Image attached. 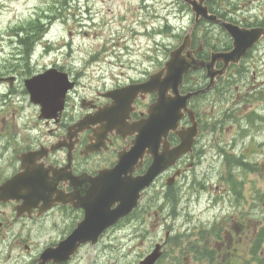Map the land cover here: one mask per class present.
Returning <instances> with one entry per match:
<instances>
[{"label":"flooded vegetation","instance_id":"obj_1","mask_svg":"<svg viewBox=\"0 0 264 264\" xmlns=\"http://www.w3.org/2000/svg\"><path fill=\"white\" fill-rule=\"evenodd\" d=\"M69 2L73 3L74 0ZM174 3L180 7L181 12L188 11L192 15L187 4L178 1ZM89 6L85 8V12L94 16L93 7ZM256 6H264V0H204L202 7L206 8L208 15L214 16L224 24L238 28L239 31L256 30L257 34L259 30H262L263 34L238 61V64L229 65L225 76L218 78L211 90L188 101L187 110L181 111V120L177 129L190 128L192 125L190 118L196 122L197 134L192 150L181 157L174 167L162 172L157 181L165 177L168 181L176 183L177 180L186 178L188 170L186 166L189 164L192 167L197 162L199 147L205 144L202 140L209 136L207 138L209 143L212 138L217 143L221 139L220 132L224 131L228 120H234L232 114L240 106L236 103L234 108L226 109L229 105V97L227 88H222L223 82L233 76L236 70L247 71L264 65V8L259 9L260 14H254L252 9ZM143 7L147 14V7L144 4ZM137 15L138 12L133 11L128 4L121 3L120 27L126 34L130 32L129 39L132 41L128 44L129 40L124 39L125 36H117L116 40L120 42L117 46L115 45L118 54L117 66L132 71L131 75L119 73L120 78L98 79L96 81L102 87L91 88L90 82H88L89 86L81 82L85 77L84 72L71 71L72 69L66 65L54 64L47 69L44 67L43 70L55 69L58 73L52 82L49 80L51 87L43 92L37 89L40 94L38 104L32 102L26 85L31 76L20 78L0 76V87L6 86V93L0 91V106H5L0 110L2 114L0 264H39L46 250L55 249L69 238L85 219V204L89 206L91 192L98 194L102 186L112 184L102 183L99 173L112 170L118 164L120 156L129 153L134 146L136 134L131 133L132 125L148 116L150 106L157 99L156 92L138 88L148 81L149 74L154 71H139L138 68H144L143 62L132 59V55L134 56L132 48L136 47V50L138 46L135 40L142 34L135 29L138 25ZM191 21L188 29L189 44L183 55L189 54L198 62L211 63L213 55L228 53L233 49V38L219 23L204 19L195 21L194 17H191ZM92 22L91 19L90 23ZM146 36L148 37L147 33ZM151 37L153 38V34ZM138 54L136 52L135 55ZM146 59L153 61L152 57H146ZM223 67V61H216L213 65L214 70H220ZM40 73L42 72L31 75ZM208 81L206 70L201 67L184 76L179 91L182 95L195 92L205 88ZM17 82L18 87L15 86ZM122 89L130 92L131 96L114 112L118 116L125 117L121 125L108 127L105 122L102 125L90 123L79 125L85 118L94 117L99 112L113 108L114 102L110 98V93ZM11 97H21V102L19 100L22 108L21 130L16 128V131H13L11 126V120L16 117L15 111H12L13 108L9 110L12 104ZM237 101L241 102L239 96ZM225 105L226 108H224ZM29 109L31 111L28 114L26 111ZM165 138L166 145L160 146L159 153H162L165 148L170 150L180 143L175 131L168 132ZM150 154L148 150H143L124 176L131 178L144 176L152 164ZM17 177L20 179L13 181ZM30 178L37 181L29 182ZM92 180L94 183H91ZM93 186L95 188L91 189ZM37 187L40 190H36ZM165 189L169 188H164L163 191ZM170 192L166 190L164 193V209H167L168 213ZM115 206L116 204L114 208ZM125 223V220H119L101 232L95 242L88 239L79 244L76 252L67 261L59 263L48 261L45 264H91L86 263L89 259L83 263L84 249H88L89 253L91 249L106 241L111 242L120 238L118 233ZM170 232L167 230L164 234L165 239L159 240L162 251L155 264H190L187 254L183 255L181 250L178 252L170 242L172 240L176 245L174 241H180L181 238L173 234L174 238H169ZM214 241L217 243L215 248L208 241L202 240L200 243L196 241L195 246L199 248L200 257L206 254V250L215 254L223 252L224 244L219 239ZM156 244L158 242L154 246ZM197 258L199 259L198 255Z\"/></svg>","mask_w":264,"mask_h":264},{"label":"rangeland","instance_id":"obj_2","mask_svg":"<svg viewBox=\"0 0 264 264\" xmlns=\"http://www.w3.org/2000/svg\"><path fill=\"white\" fill-rule=\"evenodd\" d=\"M55 1L57 0H0V76L27 77L43 72L44 67L47 69L54 64L66 65L71 71H84L82 84L89 86L90 82V87L95 88L102 87L96 81L98 79L120 78L121 72L133 74L132 71L117 66L116 46L120 43L116 40L117 36H125L124 39L129 40L128 44L132 41L129 39L130 32L126 34L120 27L121 3L128 4L133 11L138 12V25L135 29L142 34L135 40L138 46L136 50V47L132 48V59L143 62L144 68H138L141 72L156 71L165 61L167 51L180 43L178 35L183 37L192 23L188 14H183L182 18L177 17L179 20H173L180 8L175 5V0H74L68 7ZM143 4L147 7V14L143 10ZM87 6L93 7L94 16L85 12ZM261 8L264 6H256L252 12L260 14ZM56 13L65 16L47 26L46 39L52 41V45L46 52L43 44L33 45L25 62L22 46L18 44L26 33L22 31V27L36 21L37 17L49 19ZM166 18L169 19L171 29L163 28L159 32L165 26ZM44 23H48V20ZM44 23L40 24L45 25ZM15 32H18L16 35L19 34L20 38H16ZM153 33L154 38L151 37ZM57 41L58 43L53 44ZM69 44L71 50L68 48ZM58 47L60 49L57 51ZM135 51L139 53L137 56ZM96 55L99 62L87 65L88 60ZM146 57H152L153 61ZM245 72L236 83L238 91L230 92L229 105L227 108L225 105L228 110L239 103L240 108L233 112L235 120L226 123L228 129L224 127V131L220 132L221 139L217 143L223 151L218 150L214 138L210 143L207 141L209 136L202 140L205 144L201 145L197 162L192 167L187 164L186 178L180 179L176 185L177 190L181 187V191L175 213L171 215L167 209H163L165 192L161 188L167 178H162L148 190L135 217L122 226L118 233L120 238L106 241L89 253L88 249H84L83 263L89 259L86 263L139 264L152 251L154 244L164 239L167 230L171 231L169 238L173 237L172 234L181 238L182 241H174L181 243L175 247L179 252L184 250L187 242L199 240L203 229H210L213 224L218 223L219 228L222 226L219 241L224 244V250L218 259L213 260V264H222L220 258L235 264H245L248 247L260 235L264 238V65ZM15 86L18 87V82ZM0 91L6 93V86L0 87ZM237 96L241 102L237 101ZM19 100L21 102V97L10 99L12 104L9 110L12 107L16 114L11 120L13 131L16 128L21 130L22 127ZM4 107L0 106V110ZM252 108H255V112L258 111L257 114H250ZM30 111L31 109L26 112L29 114ZM1 116L0 111V126ZM225 154L236 157L234 162L239 163L238 158L247 166L242 168L227 165ZM173 183L170 182L169 186ZM170 242L174 245L172 240ZM210 242L213 248L217 247L213 239ZM259 248L261 262L250 260L248 264H264V242ZM238 256L242 258L237 259ZM189 260L190 264H194ZM197 264L208 263L199 261Z\"/></svg>","mask_w":264,"mask_h":264},{"label":"water","instance_id":"obj_3","mask_svg":"<svg viewBox=\"0 0 264 264\" xmlns=\"http://www.w3.org/2000/svg\"><path fill=\"white\" fill-rule=\"evenodd\" d=\"M190 4L192 11L195 13L196 18H205L210 21H214V17L206 15L196 0H183ZM202 3V1H200ZM224 28L233 38V50L227 54H218L212 57V62L209 64L194 61L191 58L182 59L181 52L185 46H187L188 40H184L183 44L176 50L170 53V59L165 64V67L158 73L150 77V81L144 84L143 90H154L157 92V102L148 111V119L141 122L139 125H133L131 133L136 134V140L133 143L129 153L122 154L118 166L113 170L100 172L99 179L103 182L112 183L106 187L102 186L99 193L94 191L90 194V204H85V219L79 224L74 233L61 242L55 249L46 250L41 258L39 264H45L48 261L53 263L65 262L71 255H73L79 244L91 240L95 242L98 235L105 229L113 225L117 220L127 216L138 204L140 199V190L150 185L153 179L165 168L172 164L175 159L189 150L192 143V137L196 133L195 128L188 131L187 135L179 133L181 137V145L172 151L163 150L162 153L158 152L160 145H166V142L162 140V137L170 129H174L180 119L181 109L185 108L187 100L197 95L187 94L186 96H180L178 94V87L182 83L183 76L190 70H197L199 67H205L207 71V77L213 84L216 76L224 74L226 68L230 62H238L239 59L245 54V52L253 46L259 35L254 30L239 31L237 28L225 25ZM216 61H223L224 68L218 71H214L213 65ZM165 75L163 76V74ZM56 77L54 70L45 72L42 75L34 77L32 81L27 83V87L31 92V100L35 103H39V99L36 96L35 91H31L30 88L34 87L40 89L42 92L52 84L53 78ZM50 80V81H49ZM171 90L173 97L167 96L168 91ZM122 92L115 93L113 96L114 106L108 109L106 113L97 115V118L92 123L105 121L108 127H117L121 125L124 118L118 116L115 110H118L131 94L121 96ZM143 150H148L151 153L153 159L152 166L148 169L147 173L139 178H131L124 176L130 167L136 162ZM172 162V163H171ZM131 173V172H130ZM19 177L13 181L18 180ZM96 179V178H95ZM94 179V180H95ZM94 180L91 183H94ZM29 182H36L37 180L30 178ZM39 183V180H38ZM43 182L41 181V184ZM40 184V183H39ZM93 186L91 189H94ZM36 190H40L37 187ZM41 197H43L41 195ZM73 198V197H72ZM114 204H117L115 209H111ZM83 206V205H82ZM79 242V243H78ZM159 247L144 258L139 264H154L159 256Z\"/></svg>","mask_w":264,"mask_h":264},{"label":"trees","instance_id":"obj_4","mask_svg":"<svg viewBox=\"0 0 264 264\" xmlns=\"http://www.w3.org/2000/svg\"><path fill=\"white\" fill-rule=\"evenodd\" d=\"M44 22V21H43ZM40 23H42L41 20H39L38 18H36V21H32V23H30L29 25L22 27V31H25V36L19 41V43H22V45L24 46V48L26 50H24V55H27L28 50L31 48V45L33 43L34 40H37L38 38H40V36L42 35V33L44 32V25H41ZM47 26V25H46ZM18 32H15V34H17ZM257 241V242H256ZM256 243L254 242V248L252 250V254L257 255L256 252V248L259 247V245L264 242V238H262V236L260 235L257 239H256Z\"/></svg>","mask_w":264,"mask_h":264}]
</instances>
